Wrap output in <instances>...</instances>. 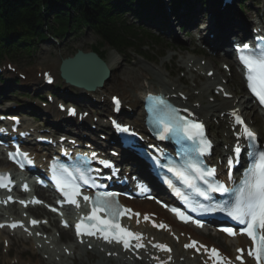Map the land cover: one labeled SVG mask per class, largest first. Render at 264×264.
<instances>
[{"label": "snow or ice", "instance_id": "snow-or-ice-1", "mask_svg": "<svg viewBox=\"0 0 264 264\" xmlns=\"http://www.w3.org/2000/svg\"><path fill=\"white\" fill-rule=\"evenodd\" d=\"M244 49H248L249 45H243ZM239 59L246 66L249 81V87L252 92L259 98L261 103H264V49H261L258 55L256 54H246L241 55ZM156 100V103L160 106L159 108L154 107V111L158 113L156 116V122L161 126L160 138L168 139L169 135L174 137H186L188 140H197L199 139V144L195 148V151L200 154L207 153L211 148V141H208L204 134V125L202 122L193 121L187 117H180L175 109H170L169 105L163 98H153ZM113 103L116 111H119L120 100L119 98L113 97ZM75 114V110H71ZM187 111V109H185ZM235 115V113H234ZM236 122L239 124H244V121L239 116L236 117ZM116 123V122H113ZM116 127L119 131L124 133H129L131 129L120 124H116ZM2 131V130H0ZM132 135L136 134L132 132ZM240 135L245 136L250 143H254L256 140L255 133L251 131L246 124H244V132ZM261 147H264L262 145ZM242 149L237 144L234 147V157H238ZM18 153H11L10 156L15 159ZM27 157V153H19ZM259 160L256 162L252 168V171L248 174L249 179L243 181V187L239 189V194L235 198V202L232 205H225L223 207H208L205 209L207 212H226L227 215L234 221L238 222L240 225H243L241 228V233L246 234L251 242L254 243V250H247V254L251 257H254L258 264H264V151L259 152ZM93 159L98 160V163L102 167L109 169L111 171L112 164L110 161L100 160L96 153L92 154ZM231 164L232 161L230 160ZM24 165L21 163V167ZM189 168L194 170L197 174L193 176L187 169L181 170L179 168H173L172 171L181 177L186 184L190 187H195L194 180L199 178L201 180L205 179V170L197 163H190ZM98 172L100 170H97ZM102 175V172L100 173ZM215 174V169H208L206 172L207 176H213ZM5 174L0 173V187H8L7 184L3 183V177ZM110 178V177H109ZM81 179L83 180L84 185H94L95 179L87 176L85 172H81ZM10 183V181H9ZM58 183H60L58 181ZM27 186L25 185V188ZM69 189V190H66ZM211 192H222L226 193L229 191L223 183H217L215 186L210 185ZM64 196L68 198V202L72 204H77L78 201L76 197L82 195L80 185L74 181L71 184H66L65 187L61 188ZM196 191L201 196H205L208 199H212L210 192L202 191L200 188H196ZM11 199V197H9ZM83 199L85 201H91L93 204L92 212L88 216L81 217V222L75 225L76 234L78 236L86 234L89 236L99 235L105 241L109 243L115 241L117 243H122L125 249L133 247L131 243L132 240H135V248L143 247L141 243L142 233L128 230L125 227H122L119 223V218L123 215L134 214L137 217L140 216V213H132L131 209L125 208L115 200V194L111 192H98L95 197H90L84 195ZM40 203V201H35ZM21 203H25L21 201ZM162 203V202H161ZM167 207V205H164ZM172 212L184 222H188L193 218L189 215H186L184 211H181L177 208H172ZM106 212L107 218H102L99 213ZM146 220L149 218L147 214L144 217ZM87 221L88 223H85ZM33 224H36L37 221L33 220ZM196 223L202 226L199 220ZM2 226V225H0ZM11 227H17V223L10 225ZM67 226V222H65ZM160 228H167L168 225L160 223L158 225ZM225 233L229 235H236L237 232L231 227H225L222 229ZM197 241L193 240L192 243L185 245V247L195 248L196 251H200V247H197ZM155 247L160 248L161 250L171 251L165 244H157ZM204 247L206 252H209L210 257L213 258L214 264H231V260L221 253L218 249L212 247L211 249L206 246ZM241 255L237 256L238 260H243V253L245 249L237 250ZM164 264V262H162Z\"/></svg>", "mask_w": 264, "mask_h": 264}, {"label": "bare ground", "instance_id": "bare-ground-1", "mask_svg": "<svg viewBox=\"0 0 264 264\" xmlns=\"http://www.w3.org/2000/svg\"><path fill=\"white\" fill-rule=\"evenodd\" d=\"M214 4L211 5V9L214 7V11L218 12V8L216 7V0L213 2ZM207 11V9H206ZM213 12V11H212ZM211 12V13H212ZM223 17L220 16H212L209 19V26L208 28L210 30V33H213L214 39L216 40L217 44L216 46L219 49L224 50V54L226 57H220L218 58L217 61L222 62L221 60H229L230 59V54L226 50L227 48V43L231 39V37H239L241 35L242 29L240 28L243 25H239L237 23H229L228 21L225 22L226 25L223 26ZM204 17L203 16H197V23H202ZM244 24H247V21H244ZM219 49H216L218 52H220ZM202 59V58H201ZM201 59L200 60H195L193 57L189 58H183L181 57L178 62L180 67H186L189 69V66L191 65V68L196 67L197 68V74L200 75L202 71H205V78H203L202 82L199 84V88H194V87H182L180 84H177V82H166L163 80L162 73L163 70L161 67H153V66H148L146 64H143L141 62L137 63V68L136 69H131V73L123 77L122 79L115 80V77L113 76V73L111 75V79L107 82L104 83L102 88L97 89L94 91L99 95V97H102V106L105 107L104 109H109V106L107 102L105 101L106 95H111L110 91H117L121 97L124 99V101L133 107V111L131 113H127L124 115L125 118H127L129 121H132L133 123L137 124L138 119L141 116L140 111H138V108L140 106V99L147 91H152L155 93L162 92L166 95H170L171 97L175 98L178 105L182 107H190L192 110L195 112V114L198 116V118L203 119L208 125H211V120L215 117L220 118L221 124L226 125L228 124L227 121V116L221 118L220 115L221 113H226L227 111L235 108H239L242 112L247 114L248 119L251 118L250 110L253 108V105L248 99L245 98H240L238 93L239 90L233 85L232 80L229 81L228 85H225L222 81V78L224 77L223 71L217 67L216 72H214L212 77H208L207 73L212 70L213 64L206 63L205 66L201 65ZM107 64L113 69L115 64H118V57L110 53V55L107 58ZM211 61V60H210ZM139 70V71H138ZM191 70V69H189ZM189 74H192V77L195 76L194 72L188 71ZM140 77H145V79L149 83V87L145 88L144 85L139 84V79ZM36 78V77H35ZM29 80H32L33 77L31 75L28 76ZM37 81V78L34 80ZM224 86L227 87V91L233 94V97L231 99H225L222 96L220 98H215V101L211 102L209 100V96L211 95L210 92L212 90H215L217 86ZM198 89L199 92L197 94L194 93V90ZM81 93V98L85 99L86 93L80 92ZM84 93V95H83ZM113 93V92H111ZM181 94H185L187 96V100H183L181 98ZM64 116V113H58L57 118L55 122L57 124H60L57 122L58 118H61ZM226 132L225 134L221 133V130L218 129H212L211 135L216 143V150L217 151H223V146L224 145H229L233 142L234 138L232 137V134L229 130H223ZM1 163V160H0ZM146 204L150 207V209H153V211L158 212L161 216L165 217L171 224L173 225V230L176 231L177 234H180V232H185L190 233L192 235H197V237L204 242H207L205 239V235H207V230H196L194 228H191L189 226H183L180 224H177L175 222H172L171 217L169 215L163 214L160 209L155 206L152 203L146 202ZM133 206H135L137 209L142 210V207L137 205L135 202L132 203ZM34 210H40L39 207H36ZM139 228H142L140 226ZM44 229V227H43ZM59 229V228H58ZM144 229V228H143ZM38 231H41V229H36ZM63 234L65 236L70 237V233L62 229ZM4 232V231H2ZM42 232V231H41ZM159 239H164L166 241H170L174 245V251H173V257L175 259H178L181 256L190 254V253H185V251L182 249V241H187L185 237H180L181 241L176 244V241L173 237H170L168 233H161L159 235ZM17 239L20 240L22 239V235L17 234L16 235ZM50 239V238H47ZM78 243V242H75ZM208 244H211L210 242H207ZM215 243V242H214ZM216 243H222L224 248L230 246V245H239L241 242L239 239H227L224 238L223 236H219V239L216 241ZM79 246V245H78ZM75 246L74 244L70 243L68 244L67 247H70L73 251L78 247ZM65 250V249H64ZM63 250V251H64ZM83 253L78 254V258L81 261L82 264H88L90 258L87 256L88 250L82 249ZM96 254L99 255L100 259L102 261H107L108 263L112 264H122L118 261H112V259L107 258L105 256V253L100 254V250L96 249L94 250ZM110 251V250H108ZM187 252V251H186ZM77 253L74 252L75 257ZM65 256V255H64ZM72 258V257H70ZM87 260H86V259ZM147 258V256L145 257ZM197 260V264H203L202 258L200 256L195 257ZM41 263V259L38 261V264ZM47 264H57L56 262L53 261V257L51 259L47 260ZM137 264V263H136ZM146 264H150L147 262ZM172 264V263H170ZM176 264H179L178 262ZM246 264H253L252 261H247Z\"/></svg>", "mask_w": 264, "mask_h": 264}, {"label": "trees", "instance_id": "trees-1", "mask_svg": "<svg viewBox=\"0 0 264 264\" xmlns=\"http://www.w3.org/2000/svg\"><path fill=\"white\" fill-rule=\"evenodd\" d=\"M176 1V0H174ZM158 0H0V53L9 49L30 48L34 39L43 40V29L52 16L53 33L65 36L83 26L92 28L101 44L123 49L139 40L142 28L124 19L136 18ZM134 3L139 7L135 8ZM142 9V10H141Z\"/></svg>", "mask_w": 264, "mask_h": 264}, {"label": "rangeland", "instance_id": "rangeland-1", "mask_svg": "<svg viewBox=\"0 0 264 264\" xmlns=\"http://www.w3.org/2000/svg\"><path fill=\"white\" fill-rule=\"evenodd\" d=\"M210 2L211 1L207 0V3L204 7L198 5L196 7V9L201 8V7L207 9ZM249 2H251V4H249ZM263 4H264V0L248 1L246 3V7H247L248 11H247V9L240 11L238 9V7H235V9L237 10V13H235V14H238L237 16L235 15V19L240 21V19L242 18V21H243V20H246V18H248V17H251V16L254 17L256 14L254 13L255 8L253 6L254 5L262 6ZM200 14H202V12ZM258 17H259V14H258ZM235 19H233V20H235ZM149 31H155V30L150 28ZM197 33L201 34L198 31V32H195L192 35H190L188 38H184L181 35V38H179L180 41L178 39L175 42H172L171 47L166 48L165 51L168 53H166L165 56H163L165 51L161 50V48L159 46H155L152 44L146 45V47L143 48V53L147 55L149 61L141 59L139 56H137L135 54H131L130 58L123 60L119 56V54H117L115 51H113L109 48L105 49V53H106L105 58L107 59L108 56L110 55V53H113L119 59L118 64H115L113 67L114 68V74H115V76H114L115 80H118V79L120 80L123 77H125L126 75L130 74L131 69L137 68L136 64L138 62H144V63H147L148 65L157 67V66L161 65L162 63H164L165 65L166 64L168 65L171 61L172 63L176 64V68H177L178 67V63H177L178 56H175V58L173 60H171V55L176 54V52H179L180 48L185 50V52H183V54L186 57L190 56L188 54V52L195 51L198 55V57H196L197 60H199V58H201V57L206 58L203 55V54L206 55V51L201 49V44L196 43L197 39L195 37V34H197ZM97 41H98V37L96 36V34L93 32L92 29H84L83 32L78 33L77 35L76 34L75 35L69 34L61 40H57L56 38H54L53 40H48L46 42H41V43L38 42L37 44H35V46L33 48V52H31V55L27 59H23V58L20 59L19 58V60L15 61V62L19 65V67H21L20 70L22 72H24V71L30 72V73H34L36 71L42 72L43 70L47 69L48 67L52 68L53 66L59 64L62 57L71 56L78 49H82L85 52L90 51L92 49V46H96ZM215 64H216V66L219 67L220 62L215 61ZM182 70H184V69H179V71H177L176 76L173 78L181 77ZM164 74L167 75V72L164 71ZM57 75H58V73H57ZM166 75H163V77L167 78ZM234 76H235L234 84H236L235 82H237L238 76L236 73H233V77ZM3 78L5 81L0 85V90L2 89V87H5L6 88L5 92L9 93V95H13L12 97H10L12 100H18L19 99V100L24 101L19 96H16V97H14V96L16 95L15 93H19L21 95H24L27 92L31 91V90L26 91V89H25V87H29V86L28 85L22 86V84H21L22 81H19V84H17V85H15L14 83L11 84V86L7 85L6 81H13L15 79H18L16 74L4 75ZM198 78H199V80L195 79L194 82L192 80H187V82H186V81H184V77H183V79H180V82H178V83L181 86H184V84H185L187 86L194 87L195 83L198 84L199 82H201V79L203 78V76H199ZM58 80L60 81L59 78H58ZM138 82H139V84L145 85L146 87L148 85V82L144 78H140ZM60 83H61V81H60ZM239 87L242 88L241 83H240ZM29 88H32V87H29ZM36 89H38V88H36ZM22 91H24V92L22 93ZM242 97L243 98L245 97L243 90L241 92V98ZM249 114H253V111L252 112L250 111ZM256 117H259V115L257 113H256ZM209 239H211L212 241H215V240H217V237L210 236ZM22 250H25V251H22ZM77 252H79V250ZM33 255H34V250L31 248V245L29 242H19V241H17V239H14L13 243L11 244V247H9V248H4L3 244L0 243V264H34L37 257H35ZM88 255L91 259L90 264H99L100 260L98 259V257L93 252H89ZM68 264H80V262L76 259L74 261H69Z\"/></svg>", "mask_w": 264, "mask_h": 264}, {"label": "water", "instance_id": "water-1", "mask_svg": "<svg viewBox=\"0 0 264 264\" xmlns=\"http://www.w3.org/2000/svg\"><path fill=\"white\" fill-rule=\"evenodd\" d=\"M62 71L67 81L91 89L102 86L110 76L107 64L93 52L79 51L75 57L63 60Z\"/></svg>", "mask_w": 264, "mask_h": 264}]
</instances>
